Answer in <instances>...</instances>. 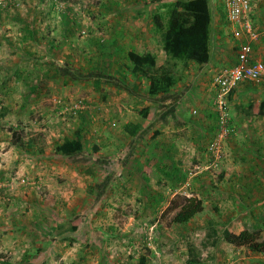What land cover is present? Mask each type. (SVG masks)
I'll list each match as a JSON object with an SVG mask.
<instances>
[{
  "label": "rangeland",
  "instance_id": "obj_1",
  "mask_svg": "<svg viewBox=\"0 0 264 264\" xmlns=\"http://www.w3.org/2000/svg\"><path fill=\"white\" fill-rule=\"evenodd\" d=\"M104 1L22 0L18 6L10 4L0 11V264H75L77 260L69 258L66 251L83 252L84 245L70 247L73 241H58L59 237L82 236L88 219H95L96 227H105L107 222L118 224L116 215L122 210L138 214L137 224L130 225L129 230L141 236L155 233L157 238L202 227L217 229L223 235L228 229L225 221L232 214L237 215L231 227L234 230L242 224L244 229L264 225V125L259 119L248 122L242 104H235L230 94L226 106L230 134L218 151L211 150L223 131L214 86L217 72L205 76L208 80L203 83L192 79L182 84L194 87L184 90L190 95L183 98L184 104L205 105L217 113L218 127L206 149L203 146V156L194 162L193 153L198 155V150H187V165L198 175L186 181V187L173 195L166 209L151 210L152 215L146 214L143 205L155 195L108 194L107 183L115 179H107L101 169L106 164L101 160L108 153L101 148V135L106 137L108 131L101 125L111 122L108 119L121 124L123 118L117 117L123 106L141 111L139 115L134 111L138 119L146 114L142 103L131 95L135 76L124 64L125 48L117 44L124 43L118 29L131 25L132 18L118 15L120 0H112L110 9L103 6ZM262 4L264 0H253V10L260 12ZM128 12L131 16L132 10ZM257 18L252 17L259 35L262 25ZM253 45L257 60L264 61V37L257 36ZM126 46L131 48V44ZM162 62L165 65L167 56ZM8 63L14 67L9 68ZM120 64L127 68L125 79L131 94L118 86L123 78L118 72ZM176 71L187 80L191 74L186 71L199 72L193 65L184 69L182 64ZM70 72L75 78L65 80L64 75ZM101 73L107 77L101 79ZM116 122L109 127L118 134ZM77 137L84 142L82 153L71 157L57 154L59 144ZM20 139L27 145L23 146ZM113 158H108L106 165L116 170ZM229 187L234 190L230 194ZM220 188L226 192L216 191ZM196 194L206 209L186 227H173L174 206L183 197ZM218 203H224V208H218ZM219 212L224 216L217 217ZM158 220L155 230L148 228ZM74 226L79 229L73 230ZM121 226H113L112 231L118 233ZM249 251L244 261L264 264ZM228 257L231 263L234 256ZM77 264H86L85 256Z\"/></svg>",
  "mask_w": 264,
  "mask_h": 264
},
{
  "label": "crops",
  "instance_id": "obj_2",
  "mask_svg": "<svg viewBox=\"0 0 264 264\" xmlns=\"http://www.w3.org/2000/svg\"><path fill=\"white\" fill-rule=\"evenodd\" d=\"M176 1H119L121 4L118 9V15L123 18L127 16L128 18L131 17L133 21L131 25L126 24L120 26L117 31V33L123 35L121 37L122 39H120L124 43L117 41V44L123 46L126 50L124 64L128 68L131 67V63L128 61V53L130 51H134L140 55L150 54L155 57L157 65L162 66V60L167 55L161 42V30L154 23V16L163 12L166 6H171ZM210 1L213 13L210 62L207 64L191 63L190 65L198 68L199 72L189 73L186 71L188 75L191 74V79L187 80L183 78L170 93L156 97H150L148 95V81L139 79L136 76L133 77L135 84L133 87L134 91L132 89L130 90L124 72L127 68L126 66L124 68L120 64L118 72L119 76L123 78L121 86L119 84L118 86L122 87L123 92L127 91L131 94L133 91L131 95L142 103V108H144L143 112L146 115L138 119L141 111L134 109V107L129 108L123 106L122 114L117 117L118 119L123 118L121 124L120 122L113 121V119H108L111 122H105L101 125L102 129L108 130L106 137L101 135V148L108 152L106 157H103L101 161L108 164V158L114 157L113 159L117 167L116 170H113L112 167L111 169L106 164L101 165V169L106 173V178L115 179V181L112 180L107 183L108 194L124 193L126 195H133L139 193L155 195L148 203L143 205V210H145L146 214L151 213L152 215L151 210L153 212H161L166 209L173 195L179 194L186 187V181L190 182V179L198 175L199 172L193 171L187 165L189 163L187 150L190 147L193 152L198 150V155L193 153V160L196 162L203 156V153H201L203 146L206 149V146L211 141L210 137L215 134L218 127L216 121L217 113H214L211 107L209 108L205 105L195 107L192 103L189 105L184 104L185 99L183 98L186 96L190 98L188 90L186 91L187 93L184 90L186 88L193 89L194 87H191V85L183 87L182 84L192 79L197 83H203V81L208 80L204 78L208 74L217 72L216 75H218L223 69L236 66L238 64V52L241 43H250L253 47L254 58L257 59L256 47L253 45L257 37H251L244 32L240 38H236L234 36L235 26L227 20L226 0ZM112 4V0H105L103 6L110 9ZM122 4H125L124 9H120ZM262 5L260 12L252 9L250 15V22L255 33L257 31L256 21L252 17L258 16L261 22L262 28L259 33L261 38L264 37V5ZM129 10H132V13L130 12L132 14L131 16L128 14ZM2 17L3 14H0V24ZM128 44H131V48L126 46ZM159 53L160 56L158 57ZM107 55L110 56L109 54ZM6 66H10L9 68L11 69L14 67L10 63L6 64ZM64 77L65 80H71V72L66 73ZM201 88L204 89L203 86ZM231 96L235 104H242V108L245 110L242 112L245 114L248 122H255L256 119H259L264 125V111L262 114H258L256 109L251 107L253 103H261L264 101V78L258 83L248 81L240 83L232 91ZM242 99H244L243 102ZM138 108L141 107L138 106ZM134 111H138V115ZM132 114L134 115L129 120ZM240 121L242 120L240 119ZM114 122H116L118 134L109 127ZM130 124L140 126L137 134L131 135L128 133V130L132 128ZM69 140L73 139L69 138ZM90 154V158L94 159L92 153ZM184 178L187 179L185 180ZM216 191L226 192V189L220 188ZM233 191L231 187L227 189L229 194ZM166 195L169 196L167 197ZM196 195L198 198H201L199 194ZM205 204L204 210L206 209ZM218 204H216V206H219L218 208H224L221 207L224 203L222 205L221 203ZM111 205L114 206V203H111ZM230 207L234 208V205L231 204ZM118 212L120 214L116 215L118 217V224L114 225L107 222L104 224L105 227H96V220L88 219L84 223L86 232L82 236L66 240L64 239L65 236H60L58 241H73L70 247L75 245V243L84 245L83 252L78 250L77 253H72V250H67L66 255H69L71 259L74 258L77 260L75 264L79 262L81 256H85L86 264H222L223 261L227 262V264H252L244 261L246 259L244 255L248 249L243 246L230 244L222 236H219L218 242L213 245L214 238L208 235L210 228L202 227L200 230H198L199 228L195 229V231L188 230L187 233L178 235L166 233L168 236L158 238L155 233L141 236L139 233H133V229L129 230L130 225L137 224L138 218L136 216L138 214L131 213V210ZM108 215L109 217L111 216V208H109ZM153 215L156 216L157 214ZM223 216L219 212V216L217 217ZM231 216L229 219L226 218L227 220L225 221L227 223V230L234 234H239L244 231L243 225L245 224H242L236 230L231 228L234 227L232 223L237 221V215L232 214ZM197 217L196 215L191 221ZM100 219H103V217L101 216ZM159 222V220L156 221L155 224H152V227L150 226L148 228L155 230ZM190 222L187 224H190ZM171 224L177 228L181 226L186 227L187 225L174 224L173 222ZM118 225L122 226L118 229V233H114L112 231L114 230L113 226ZM127 230H129L128 233H126ZM142 242L144 245H142ZM249 253L252 254L251 251ZM157 255H160L161 258L159 259ZM231 255L234 256V259L231 263H228L230 260L228 256ZM256 258L264 262L263 255L256 253Z\"/></svg>",
  "mask_w": 264,
  "mask_h": 264
},
{
  "label": "trees",
  "instance_id": "obj_3",
  "mask_svg": "<svg viewBox=\"0 0 264 264\" xmlns=\"http://www.w3.org/2000/svg\"><path fill=\"white\" fill-rule=\"evenodd\" d=\"M154 23L161 30V42L167 55L165 65L158 66L155 57L150 54L140 55L134 51L128 53V60L131 63L128 70L131 75L148 81L147 93L150 97L170 93L182 80L180 71H176L179 64H182L185 69L191 63L207 64L210 62L213 23L211 1L177 0L173 5L166 6L163 12L156 14ZM99 76L101 79L107 77L102 73ZM71 77L75 78L74 72ZM251 107L256 109L258 114H262L264 101L253 103ZM130 127L132 128L128 130V133L131 135L137 134L140 130L139 125L130 124ZM20 143L23 146L27 145L22 140ZM83 151L84 143L81 137L65 140L56 149L57 154L63 157H71ZM173 210L175 214L172 222L187 224L204 211V202L194 196L183 197L182 202L174 206ZM72 229L78 230L79 228L74 226ZM208 235L214 238L213 245L218 242V237L222 236L230 244L243 246L253 253L264 256V225H253L239 234L225 230L223 235L217 229L211 228ZM64 239H69V237L66 236Z\"/></svg>",
  "mask_w": 264,
  "mask_h": 264
},
{
  "label": "built area",
  "instance_id": "obj_4",
  "mask_svg": "<svg viewBox=\"0 0 264 264\" xmlns=\"http://www.w3.org/2000/svg\"><path fill=\"white\" fill-rule=\"evenodd\" d=\"M22 0H0V11L10 7V4L18 6ZM58 1V0H54ZM227 20L235 26L234 36L240 38L245 32L251 37H257L250 22L253 0H226ZM238 52V64L234 67L225 68L215 76L214 86L218 91V114L223 131L218 141L211 144V150L218 151L230 134L226 127L228 122L227 98L231 92L242 82L258 83L264 78V61L254 58L253 47L250 43L240 44ZM75 108H82L76 105Z\"/></svg>",
  "mask_w": 264,
  "mask_h": 264
}]
</instances>
